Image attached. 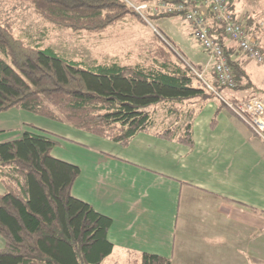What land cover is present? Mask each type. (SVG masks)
Returning a JSON list of instances; mask_svg holds the SVG:
<instances>
[{"label":"trees","instance_id":"trees-1","mask_svg":"<svg viewBox=\"0 0 264 264\" xmlns=\"http://www.w3.org/2000/svg\"><path fill=\"white\" fill-rule=\"evenodd\" d=\"M21 1L29 2L44 22L77 34L102 35L129 19L144 23L179 16L146 12L145 17L128 0ZM150 1L161 0H140ZM229 4L238 16L234 0ZM191 5L203 9L199 2ZM207 12L212 14L210 9ZM258 20L254 16L243 23L264 57L262 30L253 25ZM43 28L37 32L41 38L49 37L50 29ZM210 30L225 49L235 82L231 88H248L252 83L243 82L249 75L238 57L239 48L226 44L224 27L215 18ZM26 36L17 35L12 20L0 17V113L31 112L128 146L138 135L152 133L156 112L144 109L161 104L177 123L155 136L193 146L192 124L184 128L180 124L184 117H193L190 105L219 97L227 108L221 93L230 87L215 80L217 94L209 91L194 72V67L199 68L158 29L149 53L135 64H88L44 48L37 33L32 42ZM262 91L256 89L248 98L231 101L256 98ZM29 128L17 138L0 142V181L6 189L0 194V236L5 239L0 264H105L114 252L109 240L113 220L73 194L81 169L54 156L62 138L33 125ZM130 254L134 258L128 264H172L170 258L157 254Z\"/></svg>","mask_w":264,"mask_h":264},{"label":"crops","instance_id":"crops-1","mask_svg":"<svg viewBox=\"0 0 264 264\" xmlns=\"http://www.w3.org/2000/svg\"><path fill=\"white\" fill-rule=\"evenodd\" d=\"M234 10L243 22L254 18L247 8ZM175 35L172 41L214 84L193 30ZM238 57L247 72L255 64L241 52ZM221 102L215 97L190 105L193 117L181 126L192 124L193 146L162 140L152 130L134 139L135 158L69 161L81 169L73 194L113 220V254L152 253L172 264H264V141Z\"/></svg>","mask_w":264,"mask_h":264},{"label":"rangeland","instance_id":"rangeland-1","mask_svg":"<svg viewBox=\"0 0 264 264\" xmlns=\"http://www.w3.org/2000/svg\"><path fill=\"white\" fill-rule=\"evenodd\" d=\"M128 1L134 6L154 3V1L144 3H141L140 0ZM234 3H236L235 5L238 11L247 8L250 10V13L247 12L249 15L253 14L256 18H260L261 21L264 19V0H234ZM144 13L146 14V12ZM147 15L148 14H146L145 17ZM0 17L3 19L9 18L14 22L17 35L25 38V35L28 33L29 36H26L28 42L36 40V33L38 34L37 37L41 38V35H39L40 32L38 33L37 31H42L44 29L43 27L47 26L50 29V36L41 38L44 43V48L52 47L62 56L77 61H84L88 64H108L115 61L135 64L137 61L142 60L143 55L149 53L153 32H156L157 29L169 40H173L171 37L172 35L176 36V30L181 31L182 28L186 32H189L192 29L183 17L174 16L167 17L165 19L168 20H163L161 22H159L160 20L148 19V21L143 23L138 20L129 19L118 26L109 28V30L102 35L77 34L68 29H58L55 25L44 22L42 18L29 7V2L21 0H0ZM259 36L261 42L264 44V35L260 33ZM187 60L189 61L188 58ZM248 60L249 62L255 63L258 67L263 68H257L255 64H252L248 69V78L243 81L244 84L248 81L252 84L246 89L225 88L222 91L223 96L228 98H244L255 92L256 89L264 90V63L259 64L250 58H248ZM196 71L204 73L205 76V72L194 67V72ZM263 96L264 91L256 98L264 100ZM161 106V104H156L144 109V111L147 112H156V123L153 131H158L177 123V118L167 114ZM227 110L234 114L242 123L247 125L258 139L260 138L264 141V139L258 136L239 114L232 112L231 109ZM183 122L184 120H182L180 124L183 125ZM30 125L53 133L56 137H60V139L62 138L63 140L61 139V142L65 148L58 147L53 154L55 156L61 153L57 156L62 158V160H68V162L71 161L76 163L77 160L78 162H86L88 158L98 159L103 157V159H105L107 157L106 155L116 158H135V148L132 146L135 140L128 146H123L80 131L67 123L48 120L31 112L15 109L0 113V142L7 141L12 137L21 135L24 131L30 130ZM0 190H5V186L1 181ZM4 245L5 239L0 236V248H3ZM133 258L132 254H127L124 250L121 251L117 249L115 253L105 261V264H128Z\"/></svg>","mask_w":264,"mask_h":264},{"label":"built area","instance_id":"built-area-1","mask_svg":"<svg viewBox=\"0 0 264 264\" xmlns=\"http://www.w3.org/2000/svg\"><path fill=\"white\" fill-rule=\"evenodd\" d=\"M192 1L201 3V7L206 11L203 12L199 8L192 7ZM141 5L142 8L131 4L139 14L152 12L156 15H179L185 19L191 26L195 39L209 56V64L212 65L216 81L221 86L231 88L235 86V82L225 49L219 39L211 33L210 16L207 9H210L216 22L223 25L227 39L235 42L242 54L259 64L264 63V57L257 46L256 39L249 35L243 21L230 11L229 0H185L183 2L161 0ZM253 25L259 27L262 30L260 33L264 35L263 21H256ZM195 73L204 81L209 91L217 94L213 84L206 79L204 73L197 71ZM223 101L228 109L239 114L256 134L264 139V100L252 98L242 101L223 99Z\"/></svg>","mask_w":264,"mask_h":264},{"label":"water","instance_id":"water-1","mask_svg":"<svg viewBox=\"0 0 264 264\" xmlns=\"http://www.w3.org/2000/svg\"><path fill=\"white\" fill-rule=\"evenodd\" d=\"M201 10H202L203 12H204V11H206V9H205V8H203V9H201Z\"/></svg>","mask_w":264,"mask_h":264}]
</instances>
